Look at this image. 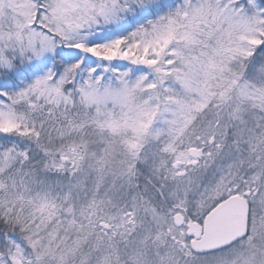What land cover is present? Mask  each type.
<instances>
[{
    "label": "snow or ice",
    "instance_id": "6c2138e0",
    "mask_svg": "<svg viewBox=\"0 0 264 264\" xmlns=\"http://www.w3.org/2000/svg\"><path fill=\"white\" fill-rule=\"evenodd\" d=\"M0 264H264V0H0Z\"/></svg>",
    "mask_w": 264,
    "mask_h": 264
}]
</instances>
